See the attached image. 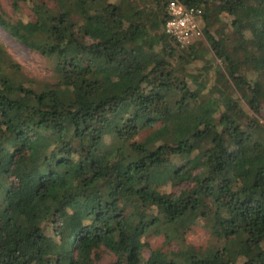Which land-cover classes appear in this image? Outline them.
Returning a JSON list of instances; mask_svg holds the SVG:
<instances>
[{
    "label": "trees",
    "instance_id": "trees-1",
    "mask_svg": "<svg viewBox=\"0 0 264 264\" xmlns=\"http://www.w3.org/2000/svg\"><path fill=\"white\" fill-rule=\"evenodd\" d=\"M182 1L205 12L187 47L169 0L0 5L53 71L0 37V264H264V0ZM153 235L168 247L145 257Z\"/></svg>",
    "mask_w": 264,
    "mask_h": 264
},
{
    "label": "rangeland",
    "instance_id": "rangeland-1",
    "mask_svg": "<svg viewBox=\"0 0 264 264\" xmlns=\"http://www.w3.org/2000/svg\"><path fill=\"white\" fill-rule=\"evenodd\" d=\"M0 5L9 13H12L11 0H0ZM25 12L27 14V18H29L28 15L30 14V10L26 8ZM223 16L228 17L227 14H223ZM0 37H2L9 44L16 61L22 65L30 76L42 79L51 78L53 73L52 68L50 67L48 60H46V58L39 52L33 51L24 44L16 41L2 28H0ZM203 39H205V37ZM203 64L204 63L201 60H198L195 64L190 65L187 71L192 76L191 79L195 78L198 81V84L201 83L198 88H200L202 84L206 83L208 77H212L213 75L210 68L203 70L201 67ZM210 82L211 81H209V83ZM196 86L197 85L193 83V87ZM259 117L261 122L264 124V107ZM211 236L212 233L209 231V228L204 225L203 221L197 223L187 234L188 241L197 246H204L211 239ZM142 241L144 242L143 254L145 257L150 255L151 248L153 247L162 245H164V248L168 247V245L165 244L163 236L153 235L144 238ZM173 246L175 245L173 244ZM109 259L110 254L106 252L103 260L104 262H108Z\"/></svg>",
    "mask_w": 264,
    "mask_h": 264
},
{
    "label": "built area",
    "instance_id": "built-area-1",
    "mask_svg": "<svg viewBox=\"0 0 264 264\" xmlns=\"http://www.w3.org/2000/svg\"><path fill=\"white\" fill-rule=\"evenodd\" d=\"M167 10L169 17L164 24V30L181 47H187L204 38L205 12L201 7L186 4L182 0H169Z\"/></svg>",
    "mask_w": 264,
    "mask_h": 264
}]
</instances>
